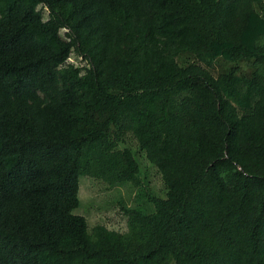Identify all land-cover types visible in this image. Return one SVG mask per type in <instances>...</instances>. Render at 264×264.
Masks as SVG:
<instances>
[{"label": "trees", "instance_id": "trees-1", "mask_svg": "<svg viewBox=\"0 0 264 264\" xmlns=\"http://www.w3.org/2000/svg\"><path fill=\"white\" fill-rule=\"evenodd\" d=\"M0 264H264V0H0Z\"/></svg>", "mask_w": 264, "mask_h": 264}, {"label": "rangeland", "instance_id": "rangeland-1", "mask_svg": "<svg viewBox=\"0 0 264 264\" xmlns=\"http://www.w3.org/2000/svg\"><path fill=\"white\" fill-rule=\"evenodd\" d=\"M44 17H46V12ZM68 61L77 65L80 60L71 55ZM128 144L132 146L135 158L141 164L143 182L148 184V188L152 192L163 196V185L160 175L155 168L144 161L141 151L136 149L132 139L125 145ZM135 194L136 192L129 185L110 186L101 180L83 175L79 178L80 204L73 210V213L83 215L89 228L96 224H104L109 228L125 230L126 217L122 213L119 202L121 201L127 206H131L135 204Z\"/></svg>", "mask_w": 264, "mask_h": 264}]
</instances>
